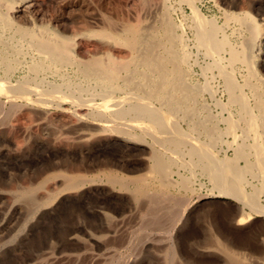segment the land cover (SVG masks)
<instances>
[{
	"label": "bare ground",
	"instance_id": "obj_1",
	"mask_svg": "<svg viewBox=\"0 0 264 264\" xmlns=\"http://www.w3.org/2000/svg\"><path fill=\"white\" fill-rule=\"evenodd\" d=\"M122 1L123 4L120 8L124 6L125 12L123 13L122 11L123 14H121V16L105 17L101 14L97 16L99 22L102 24L99 28L84 27L78 29L76 27L73 28L74 31L67 34L49 25L41 23L37 25V23H34L28 15V11L32 7L29 0H0V43L2 45H0V66L4 68L6 74H9L11 71L13 72V70H16L19 66L23 69V66L26 65L28 69V74L25 73L26 75L19 81L17 79L18 82L14 81L15 83H10L8 80L0 79V94L6 95V97L9 98L6 99L11 101V106L12 104H18V98L38 106L39 109L37 108L38 111L36 112L38 113H36V115L38 114L39 119L45 117L46 106H48L49 103V105H51V103L57 104V107L63 110L62 115L64 116V118H59L61 119V122H59L60 124L54 126L49 121L45 123L41 121V124H45V128L49 130L52 142L61 147H64V145L69 146L70 144L72 147V145L76 144L77 148V145L80 144L83 148V145L89 142L94 144L102 139H108L123 141L127 147L146 146L149 148V152H146L148 156L140 160L145 168V172H137V175L133 174L134 176L131 177L129 175V177H118L116 173L110 172L107 179L109 183L120 184L122 189L127 190L126 192L129 191L130 193H125L129 194L127 199L130 196L135 202L140 198L144 200L142 203L146 202L144 204H147L144 206L147 209H145L146 212L151 214L153 218L156 217L159 222L163 217L168 216L170 212L172 213V210L177 208V205L181 203V198L174 200V203H171L173 204V209L168 205H161L163 200L167 201L168 199H172L169 197V193L167 194L169 191L168 189H172V186L176 185L185 188V190H190L191 188L188 178L190 176L180 177V179L176 181L171 178L175 166L176 168L178 166L187 168L190 173L197 170L206 174L213 183L211 184L218 190V193L230 196L242 202L244 206L249 207V209L257 215L264 216V201L262 203V200H260V197L264 196V77L255 67V56L257 53H255L254 56L255 50H258L262 42L264 43V18H261L262 21L259 22L258 19L250 15L247 11L226 12V23L234 24L230 35L223 30V24V26H220L210 18L208 19L202 16L203 14L199 12L200 10H198L196 4L197 0H179L181 3L189 5L191 8L190 22L191 29L194 31L196 45L198 48H202L205 52V56L207 55V57L212 60L210 64L207 62V65H209L206 69H216L218 71L216 74L218 73L223 80V89L226 93L227 101L219 105H221L220 108L227 109L229 115L227 114L226 117L223 115L217 118L207 111L209 109L208 105L206 108L205 105L199 104L202 92L211 91V86L208 82L204 85H198L192 81L193 77L191 78L192 73L190 71L191 54L187 49L188 42L186 44V38L184 39V36L179 32L181 23L180 25L177 24L170 15L169 6L167 5V1L169 0ZM179 1L176 2L180 3ZM240 1L248 2L247 0ZM71 4H73V2ZM247 5H249V3H246V6ZM16 8L21 9L25 21L31 24L30 27L17 25L18 23L15 24L10 19L7 13L8 11L4 10L14 11ZM72 9L73 8L70 10ZM114 10H116V8ZM111 11L112 10H110V12ZM30 12H32V9ZM90 14L92 15V13ZM187 16L189 17V15ZM93 18L95 19V16ZM59 20L60 18L58 21ZM181 22L183 21L181 20ZM85 26H88V24ZM90 26H93V24ZM68 27L69 26H67V28ZM63 30H65V28ZM234 35L237 37L239 36V39L235 41L232 37ZM26 53L31 55V59L30 61L28 59V62L24 60ZM238 68L243 69L242 80L237 79L238 72L240 71L237 72L238 74L236 76V69ZM67 69H72L73 72L71 71V73L69 70V73H67ZM12 72L11 74H13ZM49 76H51V79L53 77L55 79L51 80L48 78ZM212 91H214L213 88ZM64 104H71L74 109H70L69 107L65 108L63 106ZM21 105L23 106V104ZM2 108L3 107L0 109ZM7 108L9 110L12 109L11 107ZM13 109L16 108L14 107ZM5 116H7V114ZM47 117H49V115H47ZM55 118L56 117H54V119ZM45 119L49 120V118ZM180 119L184 120V122L186 121L185 123L188 125V130L182 129L181 124H179ZM222 122L225 123V126L221 127L220 123ZM182 124L184 123L182 122ZM87 130H93L95 133H88ZM70 132L73 133L75 138L73 137L72 139V137H70ZM192 133L203 135L206 140H199L198 137H196L197 135L194 136ZM225 135H231L233 139L227 141L223 139ZM147 138H150L149 141H147ZM222 143H226L225 145L228 146V148H233L232 156L219 157L215 154V148ZM143 153L144 151L142 155ZM82 157L84 158V155ZM242 162L243 164H241ZM129 168H131V166ZM136 169L137 168H135V170ZM178 174L179 173H176V176ZM49 178H51V176ZM250 178L253 179V182ZM54 179L60 180L61 183L64 182L62 184L66 186L65 189H71L79 187L85 180V177L74 173H59L53 178V181ZM254 180L256 182H254ZM149 181L155 182L161 192L159 191V193H156L149 190L147 187ZM132 184L135 188H130ZM248 184L252 187L249 191L246 190ZM38 187L39 186H36L35 188ZM32 189H34V187H29L26 190L30 191ZM186 191L188 192V190ZM125 196L126 195H124V198ZM175 197L177 196L175 195L174 198ZM170 200L168 201L170 202ZM139 202V205L141 204V206H143L141 201ZM129 209H131V207ZM138 209H140L139 206ZM241 210L242 208L240 211ZM133 211L131 213H133ZM139 214L142 213L140 212ZM104 215L107 217L106 214ZM175 215H173V217ZM107 218H109V216ZM129 218H131V216ZM230 218V221H234L232 217ZM123 219L121 220L122 222ZM131 219L128 220L133 223L136 222L135 219V221H131ZM174 219L176 218H173V220ZM154 220L156 219L154 218ZM242 220L243 218L241 217L237 219L235 223L240 224ZM143 221L145 222L144 219ZM119 223L122 224L120 221ZM123 223L125 224V222ZM128 223L129 221L127 222V226ZM151 225L148 224V226ZM162 226L163 224H161L160 227ZM133 229L131 231L135 232ZM145 229L146 227H144V230ZM162 229H164V227ZM159 232L163 233V231ZM116 233L118 232L115 231L114 234ZM162 233L160 234L162 235ZM109 235L112 236L111 233H109ZM111 236H109V238ZM125 236H127V234H125ZM211 236L213 237V235ZM77 238L78 237H76V240ZM123 238L124 237H122V240L119 238L121 243L124 240ZM129 238H132V236ZM151 238L153 237L151 236ZM163 238L164 235L162 240L160 239L159 241H163ZM156 239L155 242H157ZM222 240L224 241V239ZM106 241L104 239V243H106ZM223 241L220 240L216 248L221 252L220 254L224 257L226 264H264V237L260 239V246L262 249L261 251L259 249V255L257 253V255H245L236 252L226 243L228 241L222 243ZM115 243L112 244L111 241L113 246L116 245ZM141 245L143 246L142 248H144V245L140 244V246ZM145 247L147 248L149 246ZM139 251L140 250H138V252ZM174 251L175 250H172L173 253ZM143 253L142 257L146 255V253L144 255ZM173 253L169 257L177 255H174L176 251L174 254ZM105 254L108 255V252H105ZM217 255L219 254L217 253ZM118 257L119 256H117V258ZM133 261L132 259V262ZM179 262L176 263L178 264Z\"/></svg>",
	"mask_w": 264,
	"mask_h": 264
},
{
	"label": "rangeland",
	"instance_id": "obj_2",
	"mask_svg": "<svg viewBox=\"0 0 264 264\" xmlns=\"http://www.w3.org/2000/svg\"><path fill=\"white\" fill-rule=\"evenodd\" d=\"M29 1L32 4V7L28 11V15L34 23H37V25H39V23L46 24L58 31L65 32L67 34H70L72 31H74L73 28L76 27L78 29L84 27L95 29H97V27L99 28L102 24L97 18L98 15L102 14L105 17H114L121 16V14L125 12L124 6L120 8V6L123 4L122 0ZM176 1L179 0H169L167 1V5L169 6L172 19L179 25L181 23L179 32L184 36V39L186 38V44L188 42L187 49L191 54L189 55L191 62L190 71L192 73L191 78L193 77L192 81L198 85H204L208 82V84L211 86V91L202 92L199 99V104L205 105L206 108L208 105L209 109L207 111L217 118L222 117L223 115L226 117L229 112H227V109L225 110L220 108L221 105H219L227 101V96L225 95L226 93L223 89V80L218 75V73L216 74V72H218L216 69H206L212 60L207 57V55L205 56V52L202 48H198L196 45L194 31L191 29L190 6L185 3H181L180 1V3ZM234 1L197 0L196 4L198 10H200L199 12L203 14V17L208 19L210 18L220 26L224 25L223 30L230 35L234 24L226 23V12L247 11L250 15L258 19L259 22L262 21L261 18H264V0H247L248 2L240 0ZM72 2L73 4H71ZM105 2L109 4H106ZM110 2L113 3L111 4ZM246 3H249V5L246 6ZM114 7L116 10H114ZM71 8L73 9L70 10ZM31 9L32 12H30ZM4 10L8 11L7 13L10 16V19L15 24L18 23L17 25H24L27 27L31 26L30 23L28 24L25 21L20 8H16L14 11L7 9ZM110 10L112 11L110 12ZM90 13H92V15ZM187 15H189V17ZM58 16L60 18L59 21ZM94 16L95 19L93 18ZM181 20L183 22H181ZM86 23L88 26H85L87 25ZM91 24H93V26H90ZM67 26L69 27L67 28ZM64 28L65 30H63ZM232 37L235 41L239 39V36L237 37L236 35ZM262 43L258 47L259 51L255 50L256 52H254V56L255 53H257V55L255 56L256 58H254L256 62V69L264 77V43L263 45ZM27 54L28 53H26L24 60L28 62V59L29 61L31 59V55ZM207 62H209L208 65ZM26 67L27 66L24 65L22 69L19 66L16 68V70L14 69L13 72L11 71L13 74H11V72L6 74L4 68L0 66V79L8 80L10 83L18 82L26 74H28V69ZM69 70L67 69V73L72 71V69ZM242 74L243 69H236V76L238 80H242ZM48 78L51 79V76ZM52 79L55 78L53 77ZM212 88L214 91H212ZM6 98L9 99L6 97V95L0 94V100H2L0 101V108L3 107L0 109V264H120L121 262V264H133L134 261V264H177L176 262L179 261L180 262L178 264H226L224 257H222V254H220L221 252L217 250L218 248H216L217 245H219L220 240L223 241L222 239H224L222 243L228 241L226 243L236 252L245 255H259L258 252H260L262 249L260 246V239L261 237H264V216L257 215L255 212H252V210L249 209V207L244 206L242 202L230 196H225L218 193V190L214 187V185H212L213 183L206 174L197 170L195 172L190 170L192 172L190 173L189 169L184 167L181 168L179 166L177 168L176 166L173 168V174H171V178L176 181L179 180L180 177L190 176L191 178H188L190 180L191 188L190 190L186 189L188 192L185 190V188L179 185L172 186L173 190L171 188L168 189L169 191L167 194L169 193L168 195H170L169 197L172 199H168L170 202L168 200H163L161 205H168L173 209V204L171 203H174V200L181 198V203L180 205H177V208H174L173 210L171 209V215L169 214L168 216L162 218L163 222L162 219L159 222L156 217H154L156 219L154 220L153 216L146 212L147 209L144 206L147 204H144L146 202L142 203L144 200L140 198L135 202V200H133L130 196L127 199L129 194L125 193L130 192H126L127 190L122 189L120 184L109 183L107 179V176L110 172L114 174L116 173L118 177H131L134 176L133 174L137 175V172H145V168L140 160L148 156V153L146 152H149V148L146 146L127 147L123 141L108 139H102L101 141H98L94 144L89 142L83 145V148L80 146V144H78L79 146L77 145L76 148V144L74 143L72 147L71 144L69 145L71 148L68 145L61 147L60 145H56L52 142L51 135H49V130L45 128V124H41V121L43 123L49 121L54 126L60 124L59 122H61V119L59 118H64V116L62 115L63 110L57 107V104L51 103V105H49V103L48 106H46L47 108L45 117L39 119L38 114L36 115V113H38L36 111L39 109L38 106H35L32 103H27L24 99L20 100V98L17 99V103L19 104L20 102L19 107L18 104H15L16 106L12 104L11 106V101H8ZM21 104H23V106ZM63 106L65 108L69 107L70 109H74L71 104H64ZM7 107H11L12 109L9 110ZM14 107L16 109H13ZM31 108L36 109H33V111ZM6 111L9 113V115ZM6 114L7 116H5ZM47 115H49V117H47ZM54 117L56 118L54 119ZM45 118H49V120H46ZM50 118L51 120H54L51 121ZM182 122L184 124H182ZM185 122L184 120H179V124H181L182 129L188 130V125ZM3 123L7 124L5 125ZM220 126H225V123H220ZM87 132L92 134L95 133L93 130H87ZM27 133L30 134L28 135ZM70 133L72 136L69 133L68 134L73 139L74 135L72 132ZM192 134L194 136L197 135L196 137H198L199 140H206L203 135L195 133ZM149 139L147 138V141H149ZM223 139L230 141L233 138L231 135H225ZM225 144L226 143H222L220 144L221 146L218 145L215 148L214 151L217 156L229 157L233 155V148H228V146ZM143 151L144 153L142 155ZM83 155L84 158L82 157ZM241 164H243V162ZM130 166L131 168H129ZM102 167L105 168L99 169ZM135 168L137 169L135 170ZM59 173H74L83 175L85 180L81 185H79V187L65 189L66 186L62 184L64 182L61 183L60 180L58 181L56 179L53 181V178H55ZM176 173L179 174L176 176ZM50 176L51 178H49ZM250 180L253 182V179L250 178ZM254 182L256 181L254 180ZM132 185L130 188H135V186ZM36 186L39 187L35 188ZM29 187H34V189L27 191L26 189ZM147 187L152 192L159 193L160 191L158 185L152 181H149V185ZM251 189V185L248 184L246 186V190L249 191ZM116 193L119 194L117 195ZM124 195H126L125 198ZM173 195L180 197L174 198ZM260 200H262L261 202L263 203L264 196H261ZM139 201H141L143 206H141V204L139 205ZM138 206L140 209H138ZM130 207L132 211L134 209L133 213L136 215L131 213L132 211L129 209ZM241 208L242 210L240 211ZM139 210L142 214H139ZM174 213H177V216ZM104 214H106L107 217L109 216V218H107ZM173 215L175 216L173 217ZM130 216L131 218L133 216L135 218L133 217L131 219L129 218ZM121 217H123L125 221ZM172 217L176 219L173 220ZM230 217H232V220L234 221H230ZM241 217L243 220L240 222V224L235 223L236 220ZM122 219L125 224L121 221ZM128 219H131V221L136 220V222H130ZM143 219L146 223L143 221ZM119 221L122 224H120ZM126 221H129L128 226ZM141 223L144 224L142 225ZM160 223L163 224L162 227H160ZM148 224H152L151 226L153 227L148 226ZM111 227L114 228L112 229ZM144 227H146L145 230ZM163 227L164 229H162ZM132 229L135 232L131 231ZM138 230L140 231V234ZM108 231L112 234L113 238L111 235H109ZM115 231L118 233L114 234ZM159 231H163V233ZM123 232L127 234V236H125ZM146 233H148L150 236ZM160 233H162V235ZM163 235L165 239L163 238V241H159L160 239L162 240ZM211 235H213V237ZM109 236L111 237L109 238ZM131 236L132 238H129ZM151 236L153 238H151ZM157 236L159 239H156ZM76 237H78L77 240ZM122 237H124V240L121 243L119 238L122 240ZM114 238L116 239V243ZM100 239L103 240L101 241ZM104 239L105 241H108H106L107 245L104 243ZM117 239L120 242H118ZM155 239L157 242H155ZM125 240L128 243H126ZM111 241L112 244L115 243L116 245L113 246ZM140 244H143L144 248H142L143 246H140ZM145 246L149 247L146 248ZM170 248L175 250L176 253L174 251V254ZM213 249L216 250L214 251ZM138 250L140 251L138 252ZM105 252H108V255H106ZM142 253L143 255L146 253V255L142 257ZM172 253L174 255L177 254V257L174 255V257H169L172 255ZM217 253L219 255H217ZM117 256L119 257L117 258ZM157 258L159 259V262ZM132 259L134 260L133 262Z\"/></svg>",
	"mask_w": 264,
	"mask_h": 264
}]
</instances>
